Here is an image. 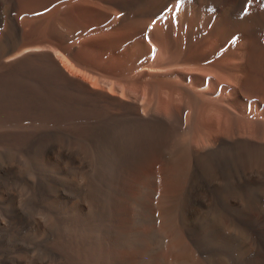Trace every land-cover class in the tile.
I'll use <instances>...</instances> for the list:
<instances>
[{"label": "bare ground", "instance_id": "6f19581e", "mask_svg": "<svg viewBox=\"0 0 264 264\" xmlns=\"http://www.w3.org/2000/svg\"><path fill=\"white\" fill-rule=\"evenodd\" d=\"M0 264H264V0H0Z\"/></svg>", "mask_w": 264, "mask_h": 264}, {"label": "rangeland", "instance_id": "374dc122", "mask_svg": "<svg viewBox=\"0 0 264 264\" xmlns=\"http://www.w3.org/2000/svg\"><path fill=\"white\" fill-rule=\"evenodd\" d=\"M17 121H15V122H17ZM22 122L28 123L27 126L30 128V130L33 129L36 125H41L42 124L40 122H32L31 119H29V118H26Z\"/></svg>", "mask_w": 264, "mask_h": 264}, {"label": "snow or ice", "instance_id": "6c2138e0", "mask_svg": "<svg viewBox=\"0 0 264 264\" xmlns=\"http://www.w3.org/2000/svg\"><path fill=\"white\" fill-rule=\"evenodd\" d=\"M176 7H177V8H179V7H180V5H179V4H177V5H176Z\"/></svg>", "mask_w": 264, "mask_h": 264}]
</instances>
